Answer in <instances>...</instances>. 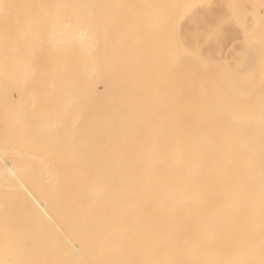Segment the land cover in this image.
I'll list each match as a JSON object with an SVG mask.
<instances>
[{
  "label": "bare ground",
  "instance_id": "1",
  "mask_svg": "<svg viewBox=\"0 0 264 264\" xmlns=\"http://www.w3.org/2000/svg\"><path fill=\"white\" fill-rule=\"evenodd\" d=\"M0 264H264V0H0Z\"/></svg>",
  "mask_w": 264,
  "mask_h": 264
}]
</instances>
